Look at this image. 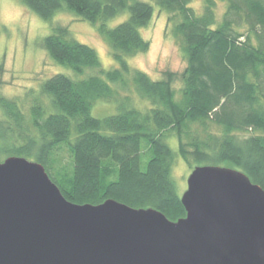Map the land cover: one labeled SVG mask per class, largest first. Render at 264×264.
<instances>
[{"label":"trees","instance_id":"16d2710c","mask_svg":"<svg viewBox=\"0 0 264 264\" xmlns=\"http://www.w3.org/2000/svg\"><path fill=\"white\" fill-rule=\"evenodd\" d=\"M18 1L43 21L67 12L96 26L116 67L103 70L93 48L68 27H52L40 45L75 78L54 74L22 96H0V161L15 156L41 164L73 204L114 200L176 221L185 210L171 177L172 135L185 162L239 170L264 190V0H220L221 15L217 0H201L200 11L193 0ZM153 5L166 13L186 60L181 73L160 80L127 62L149 48L141 30ZM4 73L0 63V85ZM100 102L116 112L94 117ZM63 149L69 157L61 164Z\"/></svg>","mask_w":264,"mask_h":264},{"label":"water","instance_id":"95a60500","mask_svg":"<svg viewBox=\"0 0 264 264\" xmlns=\"http://www.w3.org/2000/svg\"><path fill=\"white\" fill-rule=\"evenodd\" d=\"M185 216L114 200L69 202L44 167L0 161V264H264V190L241 171L196 166Z\"/></svg>","mask_w":264,"mask_h":264},{"label":"rangeland","instance_id":"374dc122","mask_svg":"<svg viewBox=\"0 0 264 264\" xmlns=\"http://www.w3.org/2000/svg\"><path fill=\"white\" fill-rule=\"evenodd\" d=\"M217 13L221 15L224 4L217 0ZM192 7L197 11L202 8L201 0H193ZM154 14L149 24L141 30L149 48L127 59L128 65L145 73L152 80L163 79L165 72L181 73L186 66V60L180 47L176 44L167 27V15L153 5ZM127 17V13L111 20L107 26L114 27ZM66 26L72 37L91 48L99 57L101 68L110 70L116 67L112 60L107 44L97 33L96 26L83 21L67 12L57 13L53 19L43 21L34 13L26 9L18 0H0V63L5 68L0 85V96L14 98L22 96L27 90L38 89L40 84L54 74H64L75 78L68 69L58 66L49 58L40 42L49 35L54 26ZM176 90L180 82L174 84ZM133 97L138 105L139 99ZM116 112L114 104L100 102L92 108V115L97 118L106 117ZM1 118V114H0ZM167 145L175 153L171 168V177L179 196L187 189V178L196 165H207L210 162L195 163L189 158L185 162L178 155V140L175 136L166 139ZM68 151L63 149L59 153V162L66 163ZM147 157H142L141 168H145Z\"/></svg>","mask_w":264,"mask_h":264}]
</instances>
